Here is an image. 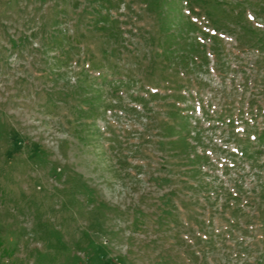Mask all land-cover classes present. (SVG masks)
I'll list each match as a JSON object with an SVG mask.
<instances>
[{
    "label": "rangeland",
    "instance_id": "374dc122",
    "mask_svg": "<svg viewBox=\"0 0 264 264\" xmlns=\"http://www.w3.org/2000/svg\"><path fill=\"white\" fill-rule=\"evenodd\" d=\"M108 1L118 37L96 30L97 10H108L103 0H0V24H12L10 29L0 28V42L9 48L5 57L0 56V227L6 244L19 241L16 255L25 258V264H173V258L163 251L173 244L176 231L167 233L163 228L169 216L166 207L159 205L169 188L160 178L170 174L161 170L169 153L160 129L165 117L151 113L147 119L127 92L123 95L126 109L108 107L112 101L109 88L103 93L106 108L98 102L95 106L82 104L83 87L75 76L66 83L41 77L39 71L52 62L51 56L61 54V47L46 50L48 43L62 35L61 29L66 28L70 38L63 46L70 50L68 62L125 68L139 86L152 92L199 93L193 103L191 99L186 103L190 106L197 105V99L207 102L216 95L215 107L225 94L233 92L229 72L223 81L219 71L188 75L181 71L178 75L167 67V61L155 53L158 21L141 0ZM246 5L248 17L258 12L256 0H248ZM56 17L64 23L54 25ZM234 31H224L226 56L220 62H256L257 53L250 50L236 57L237 28ZM210 60L216 62L213 56ZM232 74L234 84L240 83L241 73ZM173 80L174 86L183 87H172ZM86 83L98 86L92 79ZM163 102L152 100L149 105L163 113ZM80 110L95 116L90 125H80L88 121L86 117L76 120ZM223 131L210 132L207 142L212 139L213 143L206 147L216 146L211 161L219 166L225 157H232L220 145L227 144L229 150L235 145L226 141L228 131ZM78 134L87 140L81 141ZM114 134L121 141L124 137L132 142L134 147L125 145L120 154L129 150L133 163L145 164L143 173L138 174L136 167L121 170L114 166L117 154L106 153L107 137ZM211 172V178L224 177L221 169ZM235 175L233 172L232 177ZM152 238H157L156 247L148 243ZM224 252L217 251L218 264L228 260Z\"/></svg>",
    "mask_w": 264,
    "mask_h": 264
},
{
    "label": "trees",
    "instance_id": "16d2710c",
    "mask_svg": "<svg viewBox=\"0 0 264 264\" xmlns=\"http://www.w3.org/2000/svg\"><path fill=\"white\" fill-rule=\"evenodd\" d=\"M141 2L158 21L159 43L155 53L167 61L165 65L178 75L181 71L182 75L219 71L223 81L229 72L232 85L230 90L233 91L229 96L225 94L223 101L215 107L212 101L217 99L216 95L211 96L207 102L203 98L197 99V105L190 106L186 103L189 99L193 103L199 93L194 96L187 91L176 94L152 92L144 85L139 86L137 78L125 68L96 62H68L70 50L63 48L70 39L65 32L66 28L61 29L62 35L59 38L47 44L46 50L61 47L62 51L61 54L51 56L52 62H47V67L39 71L40 76H46L52 82L62 80L64 83L75 76L76 83H80L85 94L79 98L82 104L95 106L94 102H98L106 108L103 93L105 88H109L112 101L108 107L126 109L128 105L123 104V95L127 92L133 104L141 105V111L147 119H151V113L165 117L160 129L168 149L166 153H169L164 158L161 170L170 173V179L167 176L160 178V183H165L164 186L169 188L161 195L159 205L166 207L164 210L169 216L163 228L167 233L176 231L173 244L163 251L173 258V264H218L219 258L215 255L219 249H223L224 255L228 256V260L222 264H264V161H259L264 156V0H256L259 13L255 12L251 18L248 17V0ZM103 3L108 10H97L96 30L118 37V30L113 25L116 18L109 10L112 5L107 4L108 0H103ZM260 3L263 7L259 6ZM254 19L255 23L252 24L251 20ZM52 23L60 26L64 20L56 17ZM11 26L0 24V28L5 29ZM236 28L239 48L236 57L250 50L257 53L256 62H220L221 57L226 56L222 39L226 35L224 31L232 34ZM21 49L26 47L23 45ZM8 50L0 42V56ZM211 56L216 58V62H210ZM76 67L80 68L77 70ZM232 72L241 73L240 83L234 84L236 79ZM90 79L98 85L96 88L92 85L88 87L86 82ZM176 81H172V87L180 90L183 86H174ZM166 89L172 91L169 86ZM146 92L148 95L144 94ZM231 94L234 96L230 97ZM158 99L166 105L163 113L154 111L149 105L152 100ZM79 115L76 120L82 117L88 119L87 122H81L82 127L90 125L89 121L95 118L81 110ZM148 124L153 126L151 120ZM220 129L228 131L226 141H234L235 145L232 150H229L227 144L220 145L224 147L220 150L232 157H225L219 166L211 161V154H216V146L210 150L206 147L213 143L212 139L207 142L210 132L215 133ZM78 135L81 141L87 140L84 134ZM107 140L109 145L106 153L109 151L108 155L115 153L118 156L114 166L119 165L121 170L136 167L139 169L138 174L145 171V164L132 162L133 156L129 155V150L120 154V151L125 150V145H132L128 138L123 137L121 141L114 134L107 137ZM216 169L223 170L222 176L225 179L209 177L214 175L211 171ZM233 172H236L234 177ZM1 233L0 227V264H25L26 259L16 255L19 241L6 244ZM148 243L156 247L157 238L150 239Z\"/></svg>",
    "mask_w": 264,
    "mask_h": 264
}]
</instances>
